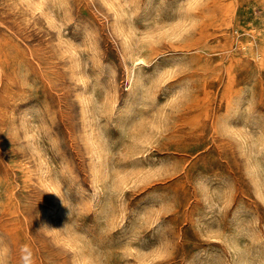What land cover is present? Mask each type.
<instances>
[{"label":"rangeland","instance_id":"1","mask_svg":"<svg viewBox=\"0 0 264 264\" xmlns=\"http://www.w3.org/2000/svg\"><path fill=\"white\" fill-rule=\"evenodd\" d=\"M0 264H264V0H0Z\"/></svg>","mask_w":264,"mask_h":264}]
</instances>
